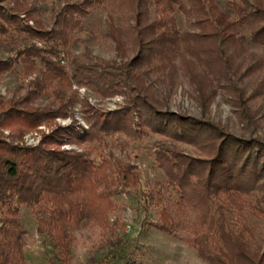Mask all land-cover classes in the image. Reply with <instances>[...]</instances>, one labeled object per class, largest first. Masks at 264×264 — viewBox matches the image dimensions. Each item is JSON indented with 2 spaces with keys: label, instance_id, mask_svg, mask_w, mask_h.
I'll return each instance as SVG.
<instances>
[{
  "label": "trees",
  "instance_id": "obj_1",
  "mask_svg": "<svg viewBox=\"0 0 264 264\" xmlns=\"http://www.w3.org/2000/svg\"><path fill=\"white\" fill-rule=\"evenodd\" d=\"M111 1L125 20L120 29L106 14L107 34L119 61H71L69 73L56 60V50L69 42L67 31L89 9L105 7ZM2 2L6 5L0 4V38L11 41L14 33L22 34L25 39L40 40L42 47L33 43L12 46L14 55L0 60V73L21 63L37 73L30 82L33 92L50 87L52 97L60 101L66 99L65 89L71 79L93 87L101 96L130 89L129 84L139 95H125L124 106L109 111H100L83 101L81 112L88 127L82 129L81 135L79 128L69 125L42 135L34 146L0 139V264L22 262L18 223L22 205L45 212L37 219L36 231L45 236L52 259L58 262L66 258L71 224L92 221L106 227L105 212L113 207L109 198L116 180L94 165L86 152L63 150L60 145L65 141L98 142L101 134L114 132L137 136L143 133V127L190 144L198 152L191 155L168 145L155 152L154 159L164 167L165 181L176 200L171 212L158 193L155 198L152 192L145 196L146 200L154 198L159 205L151 226L174 234L179 223L175 215L187 211L193 218L189 225L193 232L191 247L206 263L264 264V249L259 252L249 247L251 231L242 221L247 209L264 204V142L236 137L190 116L157 110L141 97L146 93L143 69L171 66L175 56L196 92V100L205 106L210 98L207 88L227 86L230 76L237 73L232 55L243 51L238 29L244 26L249 39L264 46L263 0H236L233 14L220 9L215 0H79L61 9V27L54 30H43L35 20L29 26L20 19L19 13L28 15L21 1ZM175 8L191 21L195 31L177 30L172 15ZM127 46L135 53L123 61ZM24 99L11 101L0 110V126L14 130L12 135H20L60 114L58 108L29 106ZM134 109L138 123L132 129ZM113 166L122 179H134L128 164L106 161L107 169Z\"/></svg>",
  "mask_w": 264,
  "mask_h": 264
},
{
  "label": "rangeland",
  "instance_id": "obj_2",
  "mask_svg": "<svg viewBox=\"0 0 264 264\" xmlns=\"http://www.w3.org/2000/svg\"><path fill=\"white\" fill-rule=\"evenodd\" d=\"M31 18L19 13V18L33 26L35 20L43 30L61 27L58 18L61 9L79 0H19ZM236 0H215L217 6L233 14V2ZM264 2V0H263ZM0 4L6 5L0 0ZM12 5V2L9 3ZM106 14L111 16L118 28L125 26L116 3L105 7L96 6L77 18L78 23L67 32L69 42L56 50V60L69 73L71 61L91 63L95 60L119 61L114 43L107 34ZM178 31H195L176 8L172 13ZM27 18V19H26ZM239 41L243 51L234 53V65L237 73L230 76L228 85L207 88L209 99L202 106L196 99V92L183 74L178 58L173 56L171 66L159 70H144L142 75L146 93L141 94L157 110L170 111L190 116L213 124L220 130L245 139H257L264 142V46L253 43L247 29H238ZM125 39V34H122ZM33 43L42 47L37 39H25L22 34H13V40L0 38V60L14 55L12 46ZM129 59L135 49L126 47ZM232 51L229 49V52ZM259 62L260 65H259ZM152 65L149 66L151 68ZM259 66V67H258ZM37 78V73L30 71L21 63H14L12 70L0 73V110L7 103L24 99V103L33 107L58 108L60 114L49 121H42L34 128L24 130L20 135H12L14 130L0 126V139L18 145L34 146L42 135L53 129L73 125L79 135L88 127L85 115L81 112V103L86 101L91 107L100 111L115 110L124 106L126 96L139 95L128 88L120 89L111 96H101L96 90L75 79L70 80L65 89L66 99L60 101L52 97L50 87L33 92L30 82ZM68 97V99H67ZM138 123L136 109L132 111L131 128ZM78 126V127H77ZM143 133L126 136L122 132L101 134L100 141L75 142L65 141L60 148L86 152L94 165L105 169L107 175L115 179L113 191L109 198L112 209L105 212L106 227L99 223L87 221L75 226L70 225L68 251L64 261L52 259L51 245L44 235L36 231L37 219L45 212L35 208L20 206L18 223L21 231V264H208L197 256L191 247L193 232L189 227L192 213L175 215L179 219L174 234L161 232L151 226L157 218L159 205L155 193L163 199L164 204L173 211L176 194L167 186L166 171L155 159L154 154L166 145L174 146L191 155H197L196 148L190 144L154 133L143 127ZM118 160L131 167L134 179L125 180L113 166L106 168V161ZM152 192L154 198L146 200ZM244 212L242 221L251 231L249 247L261 252L264 249V204H257ZM112 224V225H111Z\"/></svg>",
  "mask_w": 264,
  "mask_h": 264
}]
</instances>
